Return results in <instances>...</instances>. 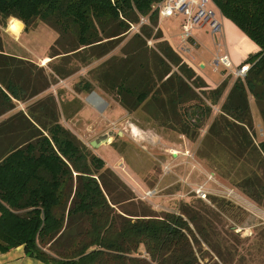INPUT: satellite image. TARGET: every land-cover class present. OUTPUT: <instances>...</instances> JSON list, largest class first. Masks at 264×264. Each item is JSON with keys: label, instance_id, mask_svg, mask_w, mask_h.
I'll return each mask as SVG.
<instances>
[{"label": "trees", "instance_id": "16d2710c", "mask_svg": "<svg viewBox=\"0 0 264 264\" xmlns=\"http://www.w3.org/2000/svg\"><path fill=\"white\" fill-rule=\"evenodd\" d=\"M162 1L0 0V28L10 18L22 21L27 31L42 21L60 33L51 58L77 55L89 61L108 56L132 24L148 17L149 24L124 47V57L100 66V81L117 92L128 113L143 106L151 119L188 136L199 132L221 104L209 129L211 142L218 140L242 155L257 148L260 162L264 140L254 147L249 133L254 129L250 96L259 104L264 123V0H212L222 17L261 48L247 60L245 78L236 79L227 95L228 79L212 88L164 39L158 11ZM151 39L156 42L152 51L147 46ZM5 44L0 32V117L49 86L34 64L7 54ZM55 72L64 78L73 74L68 68ZM93 87L86 85L90 91ZM60 115L55 97L48 96L27 114L18 112L0 123L1 253L24 246L29 257L43 264H202L196 248L205 245L217 258L212 264H234L231 256L237 252L228 245L235 241L230 235L234 227L227 230L219 221L234 207L230 201L212 196L218 207L212 212L185 205L179 213L164 216L118 208L122 203L100 171L105 162L61 125ZM244 185L251 193L261 188L253 178ZM223 233L228 240L222 239ZM142 247L144 258L137 256Z\"/></svg>", "mask_w": 264, "mask_h": 264}, {"label": "rangeland", "instance_id": "374dc122", "mask_svg": "<svg viewBox=\"0 0 264 264\" xmlns=\"http://www.w3.org/2000/svg\"><path fill=\"white\" fill-rule=\"evenodd\" d=\"M10 20L6 21V26L2 22L0 28L7 49L16 53L20 51L22 56L34 57L35 60L37 52L45 55L47 61L51 47L60 39V33L39 21L30 30L25 29L18 38H13L9 33L17 32L14 31V24L9 28ZM160 23L178 44L177 21L162 20L160 17ZM136 34L129 32L121 45L102 59L84 61L83 56L77 55L58 59L50 57L54 72L59 68H68L73 72L66 77L69 79L62 92L66 94L64 98L67 97L63 106L67 118L64 127L68 126L66 128L88 149L103 159L105 168L100 171L109 185V191L115 193L116 201L122 203L118 208L138 215L164 216L166 213H179L185 205H189L191 209L204 213L212 212V208L218 209L210 197L224 198L234 205L226 209L219 220L227 230L234 227L235 233L230 235L235 237V241L228 242L237 252L231 256L234 264H264V162L261 163L264 156L261 155L259 162L257 148L248 155H242L241 152L232 153L226 148L229 145L219 144L218 140L211 142L209 129L214 118L220 114L221 104L214 107L212 117L194 137L188 136L180 129L163 126L161 121L151 119L143 106L134 113H128L121 105L117 92L98 78L100 66L112 57H124V47L135 40ZM147 46L152 51L156 42L148 40ZM56 47L61 49V45ZM143 49L150 52L145 46ZM185 56L189 58L191 54L186 53ZM194 58L193 62L198 65V58ZM204 72L211 80H229L225 95L237 79L232 74H221L227 71L215 73L208 63ZM90 83L94 85L91 91L86 88ZM93 95L99 98L102 107L88 101ZM250 105L254 129L249 134L252 145L258 147L264 140V123L260 106L252 96ZM110 132H115L111 143L97 149L91 147L92 141ZM235 147L239 148L238 145ZM251 178L256 179L261 187L254 189L256 193L248 192V187L244 185L245 180ZM199 189L206 193V199L198 197L196 191ZM133 197V202H129ZM222 239L228 240L226 233H223ZM196 253L202 264H212L217 259L205 245L203 250L197 247ZM137 256H147L143 247Z\"/></svg>", "mask_w": 264, "mask_h": 264}, {"label": "crops", "instance_id": "0c3cea01", "mask_svg": "<svg viewBox=\"0 0 264 264\" xmlns=\"http://www.w3.org/2000/svg\"><path fill=\"white\" fill-rule=\"evenodd\" d=\"M219 18L221 19L222 24H223V30H222L223 32L221 36V40L223 42L222 44L225 48V51L230 56L234 66L238 68V67H242L243 65L245 66L249 65V64H246L247 60L251 57V55L258 54L261 48L255 42H253L242 30H240L235 25V23H233L231 20L222 17L221 14ZM10 19L12 20L9 21L10 23L9 28L11 27L13 20L18 21L15 24H20L22 27L21 30H19L14 24L13 26L14 31H16L17 33H13V32L9 33L13 38H18L25 31V24L18 19H15V18H10ZM176 21L178 23L177 26L179 30L177 34L178 44L177 43L175 44L172 36L166 33V30H164L162 23L159 22V26L163 28L164 31L162 33H164L165 38L169 40L171 45L179 52L178 49L181 45V40H180L181 39V36H180L181 20L177 19ZM194 32H195L194 37L193 39H191L190 44H189V48H190L189 54H191V57L187 58L185 56L186 54H182V55L188 62H190L195 67L196 71H198L201 74V76L205 78V80L208 82V84L212 88H216L221 84V80L220 79L219 81L211 80V78L208 75H206L204 71L206 70L207 63L208 65L211 66V63L217 51L216 43H218L220 37L212 35L209 28L207 27L199 28L197 29V31H194ZM6 52L7 54L16 56L23 60L30 61L32 64H34L37 68L36 72L40 73L43 79L49 82V86L47 87L46 90H44L43 92L35 96V98L33 97L32 99L18 102L14 110L0 117V123L14 116L18 112H24L27 114V109L31 105H33L35 102L45 99L46 97L48 98V96H53L55 97L58 103L59 109H60L61 125L65 126L64 122L66 121L67 118L64 112L63 104L65 103L67 97L64 98L66 94L62 92H63L65 85H67V81L69 78H64V77L60 78V76H58L54 72V70L51 68L53 59H50L49 56H48L49 58H47V61H46L45 55H42V54L39 55V53L36 52L35 54L36 60H35L34 57L27 58V56H22V54H20V51L17 53L14 51H9L7 49V46H6ZM194 57L198 58L199 60L198 65L193 62L195 60ZM221 74L223 76H227L228 74L230 75L231 73L227 71V73L223 72ZM60 89H61V93H60ZM66 127L68 128V126ZM0 264H43V263H41L37 259L29 257L25 252L24 246H20L18 248L11 250L8 253L0 252Z\"/></svg>", "mask_w": 264, "mask_h": 264}, {"label": "built area", "instance_id": "2783aa9c", "mask_svg": "<svg viewBox=\"0 0 264 264\" xmlns=\"http://www.w3.org/2000/svg\"><path fill=\"white\" fill-rule=\"evenodd\" d=\"M159 22L162 20H181V45L179 47L180 54L190 52L189 44L193 39L195 32L199 28H209L212 35L218 36L217 51L211 63V67L215 72L229 71L237 79H244L248 73L249 65L235 67L230 56L225 51L221 40L223 24L218 9L212 5V0H163L158 5ZM149 24L148 17H143L140 23L131 26L130 32L140 33L143 25ZM198 197L206 199V193L202 189L196 191Z\"/></svg>", "mask_w": 264, "mask_h": 264}, {"label": "water", "instance_id": "95a60500", "mask_svg": "<svg viewBox=\"0 0 264 264\" xmlns=\"http://www.w3.org/2000/svg\"><path fill=\"white\" fill-rule=\"evenodd\" d=\"M120 136L123 135V133H119ZM115 136V132H110L107 133L105 135H103L102 137L94 140L91 142V147L94 149L99 148L102 145H106L112 142L113 137Z\"/></svg>", "mask_w": 264, "mask_h": 264}, {"label": "bare ground", "instance_id": "6f19581e", "mask_svg": "<svg viewBox=\"0 0 264 264\" xmlns=\"http://www.w3.org/2000/svg\"><path fill=\"white\" fill-rule=\"evenodd\" d=\"M16 27H17V29H19V30H21V25L20 24H16ZM91 97V96H90ZM88 101H90L92 104H94L95 106H97V107H99L100 105H101V101L99 100V98L96 96V95H93L91 98H90V100H88ZM100 107H102V106H100Z\"/></svg>", "mask_w": 264, "mask_h": 264}]
</instances>
